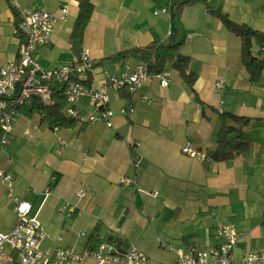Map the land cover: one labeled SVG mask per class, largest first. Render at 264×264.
Segmentation results:
<instances>
[{"label":"crops","instance_id":"1","mask_svg":"<svg viewBox=\"0 0 264 264\" xmlns=\"http://www.w3.org/2000/svg\"><path fill=\"white\" fill-rule=\"evenodd\" d=\"M91 2L81 43L93 62L85 85L100 87L125 65L144 61L139 55L123 57V51L171 38L189 58L195 80L190 85L173 67L176 52L160 49L169 84L162 87L152 74L134 95L110 90L112 127L101 121L50 124L31 112L34 100L20 109L8 144L0 143V168L14 175L15 196L37 213L46 234L42 247L81 254L111 235L123 242L119 249L134 243L151 264H174L178 250L219 244L216 225L232 222L240 235L234 264L245 252L264 251V67L251 76L239 35L242 25L264 35V0H200L184 6L177 22L170 12H160L171 0ZM61 6L68 7L66 20L34 54L47 69L73 62L79 0H0V67L18 58L21 42L13 32L18 8L57 12ZM250 51L264 61L258 38H251ZM218 82L223 87L216 91ZM76 108L93 112L87 98ZM127 108L133 111L123 113ZM224 113L249 118L244 130L252 143L242 153L214 160ZM187 142L205 157L183 153ZM122 177L134 184H122ZM14 206L0 183V232L15 225ZM82 264L97 262L86 255Z\"/></svg>","mask_w":264,"mask_h":264},{"label":"built area","instance_id":"2","mask_svg":"<svg viewBox=\"0 0 264 264\" xmlns=\"http://www.w3.org/2000/svg\"><path fill=\"white\" fill-rule=\"evenodd\" d=\"M160 12H169V7L162 8ZM18 14L20 19L13 30L21 42L18 58L0 67L1 145L8 144L12 123L19 115L20 109L33 100L42 105L54 104L57 87L63 90L64 115L67 118L79 124L101 121L112 127L108 92L124 89L129 95H134L152 75L148 71V63L143 61L133 68L125 65L119 75L110 76L100 87L87 86L83 83V78L93 66L88 49H83L69 64L47 69L37 60L34 51L38 45L50 43L56 24L66 20L68 7L61 6L57 12L18 8ZM259 48L264 56V38L259 39ZM154 75L160 78L162 87L169 84L168 71ZM222 87L223 83L218 82L215 89L219 91ZM82 98H87L93 112L85 114L76 108V104ZM126 111L131 113L133 109L122 110L123 113ZM181 150L192 157H205L194 149L190 142ZM138 162L136 157H131L132 165H137ZM0 183L5 187L7 196L13 199L16 212L15 225L8 232H0V264H82L86 255L93 256L97 264H151L149 257L134 243L127 244L122 250L112 243L104 242L97 249L81 254L62 246L43 248L42 240L46 234L37 213L33 212L31 203L15 196L14 175L0 168ZM121 183L131 185L134 181L122 177ZM151 195L156 196L157 193L152 191ZM78 196L81 198L84 193L79 192ZM215 236L221 240L217 245L203 249L192 245L186 250H178L174 264H234L232 250L240 239L235 224L218 223L215 227ZM11 250L15 251V257L10 253ZM240 264H264V251L243 253Z\"/></svg>","mask_w":264,"mask_h":264},{"label":"trees","instance_id":"3","mask_svg":"<svg viewBox=\"0 0 264 264\" xmlns=\"http://www.w3.org/2000/svg\"><path fill=\"white\" fill-rule=\"evenodd\" d=\"M200 0H171L169 4V12L173 21L177 22L181 11L184 6L193 4ZM93 11V5L91 0H79V8L77 17L71 32V40L73 43V49L77 56L80 55L81 43L83 33L90 21L91 14ZM239 35L243 39V62L251 76H255L264 67L263 60L255 59L251 54V38L256 37L258 39L264 38L262 33L251 29L246 25L239 27ZM179 43H175V39L171 38L168 43H153L146 47H135L133 49L123 51L121 55L123 57L131 55H139L144 61L148 63V71L151 74H159L165 70L167 57L162 55L159 51L160 49H165L167 51L176 52V58L173 61V67L179 71L180 76L190 85L195 80V74L188 69L189 58L178 50ZM54 104L52 105H42L40 102L34 100L31 112H40L43 121L50 124H71L74 123L73 120L67 118L63 114V108L65 105V99L63 95V90L56 89L54 96ZM249 124V118L245 116H238L231 113H224L221 115V126L216 135L215 149L211 153V158L214 160H226L232 153H242L246 151L252 141L247 136L244 128ZM108 242L114 245L121 246L122 241L115 236H107L105 240L97 241V249L100 244Z\"/></svg>","mask_w":264,"mask_h":264}]
</instances>
